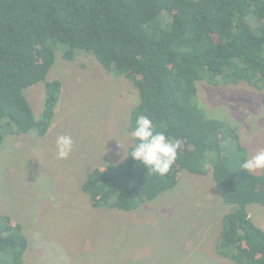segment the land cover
I'll use <instances>...</instances> for the list:
<instances>
[{"label":"trees","instance_id":"trees-1","mask_svg":"<svg viewBox=\"0 0 264 264\" xmlns=\"http://www.w3.org/2000/svg\"><path fill=\"white\" fill-rule=\"evenodd\" d=\"M59 47L67 61L92 55L138 90L130 129L143 114L180 142L164 177L136 166L132 145L125 161L91 170L82 190L92 206L131 212L176 187L183 171L211 170L222 202L235 206L223 216L216 252L264 264V230L249 213L251 204L264 207V171L243 172L249 156L238 129L207 116L197 100L198 81L264 89V0H0V120L12 133L47 134L62 88L47 81ZM42 82L36 119L24 91ZM28 246L21 225L0 216V264H24Z\"/></svg>","mask_w":264,"mask_h":264},{"label":"rangeland","instance_id":"rangeland-1","mask_svg":"<svg viewBox=\"0 0 264 264\" xmlns=\"http://www.w3.org/2000/svg\"><path fill=\"white\" fill-rule=\"evenodd\" d=\"M60 49L47 78L62 83L47 134L18 135L0 120V216L22 227L29 242L24 264H235L216 252L223 216L235 206L222 202L211 170L183 171L176 187L131 212L92 206L82 184L94 168L125 161L139 92L92 55L67 61ZM44 84L24 91L36 119ZM197 86L199 106L238 129L249 158L264 149V89L245 82ZM59 135L74 141L66 160L56 159ZM249 213L264 230V207L251 204Z\"/></svg>","mask_w":264,"mask_h":264},{"label":"clouds","instance_id":"clouds-1","mask_svg":"<svg viewBox=\"0 0 264 264\" xmlns=\"http://www.w3.org/2000/svg\"><path fill=\"white\" fill-rule=\"evenodd\" d=\"M129 135L132 147L128 158L130 157L136 166L147 168V173L160 177L166 176L176 162L180 148L179 140L166 135L164 131H157L153 121L143 114L137 115ZM55 149L57 160L68 159L74 149L72 137L57 136ZM240 168L245 173L264 170V149H259L255 155L244 159Z\"/></svg>","mask_w":264,"mask_h":264}]
</instances>
